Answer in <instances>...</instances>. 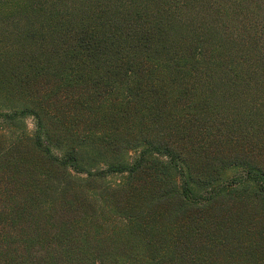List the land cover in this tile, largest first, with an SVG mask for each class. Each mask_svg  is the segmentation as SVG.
Returning a JSON list of instances; mask_svg holds the SVG:
<instances>
[{
  "label": "trees",
  "instance_id": "trees-1",
  "mask_svg": "<svg viewBox=\"0 0 264 264\" xmlns=\"http://www.w3.org/2000/svg\"><path fill=\"white\" fill-rule=\"evenodd\" d=\"M0 264H264V0H0Z\"/></svg>",
  "mask_w": 264,
  "mask_h": 264
},
{
  "label": "rangeland",
  "instance_id": "rangeland-1",
  "mask_svg": "<svg viewBox=\"0 0 264 264\" xmlns=\"http://www.w3.org/2000/svg\"><path fill=\"white\" fill-rule=\"evenodd\" d=\"M211 121V120H210ZM24 122H25V124H26V126H27V129L29 130V131H32L33 130V120H32V118H26L25 120H24ZM260 131H262V129L260 130ZM119 179V177H117V176H110V178H109V181L111 182V183H114L116 180H118ZM99 183V182H98ZM100 184V183H99ZM99 184H94L93 183V186L94 187H97ZM93 209V208H92ZM91 207H90V209H88L87 211H88V213H91Z\"/></svg>",
  "mask_w": 264,
  "mask_h": 264
}]
</instances>
